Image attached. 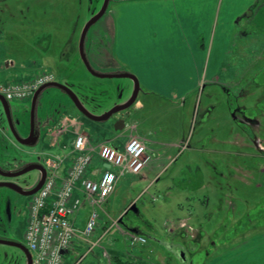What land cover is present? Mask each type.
I'll return each mask as SVG.
<instances>
[{"label": "rangeland", "instance_id": "374dc122", "mask_svg": "<svg viewBox=\"0 0 264 264\" xmlns=\"http://www.w3.org/2000/svg\"><path fill=\"white\" fill-rule=\"evenodd\" d=\"M104 1L0 0V82H25L50 73L54 82L68 87L79 104L93 115L126 101L133 88L129 79L93 77L79 55L80 35L89 20L101 11ZM117 1L109 0L105 14L90 28L85 40L88 60L89 53L94 52L96 57L103 48L107 54L108 59L103 53L102 61L90 63L100 74L121 71L112 51L113 8ZM247 1L225 0L220 19H214L210 28L206 24L202 27L201 47L212 41L206 35L208 28L215 31V40L209 74L203 78L201 72L198 89L178 102L139 91L136 102H142L144 108L135 102L127 111L131 116H125L126 123L139 124L138 132L160 144L152 150L174 159L165 160L163 171L153 183L157 175L154 172L147 180L136 175L124 176L117 182L107 204L97 209L93 235L101 238L94 251L99 258L90 254L79 264H96L100 260L126 264L112 257L110 245L115 242L121 252L133 253L143 259V264H213L222 255L226 264L261 263L256 253L263 244L255 243L264 231V0L261 5L260 0L253 5ZM230 2L237 7L236 12L241 8L239 13L245 6H252L243 18L236 17L230 23L224 35L227 26L222 21L223 13L234 15ZM226 21L229 22L228 17ZM97 32L100 39L95 46ZM10 63L12 66H8ZM30 104V100L9 103L13 117L19 121L16 128L21 137L29 133ZM36 116L37 131L43 137L33 146H22L13 138L0 105L2 170L42 163L43 153L50 151L58 153L49 158H61L70 153V146L63 153L55 149V144L76 134L89 136L96 144L110 141L119 148L127 137H134V130L128 135L127 127L123 133L114 131V119H86L66 95L53 88L42 93ZM54 119L60 122L51 130ZM61 127L64 132L58 137L55 129ZM153 157L157 158V154ZM143 173L142 170L140 174ZM38 177L37 171H31L11 181L27 188ZM29 200L0 188V239H16L17 234L25 245L20 233L25 231ZM132 201L135 211L122 214ZM112 220L117 224H111ZM182 221L187 223L183 229ZM132 229L148 237L149 252L144 254L140 250L143 247L131 245L127 234ZM245 243L248 247L243 252H248L251 260L240 254L230 256ZM78 257L70 264H75ZM25 262L21 250L0 245V264Z\"/></svg>", "mask_w": 264, "mask_h": 264}, {"label": "crops", "instance_id": "0c3cea01", "mask_svg": "<svg viewBox=\"0 0 264 264\" xmlns=\"http://www.w3.org/2000/svg\"><path fill=\"white\" fill-rule=\"evenodd\" d=\"M257 1L258 0H248L247 2L253 5L256 4ZM224 2L225 0H183V2L179 3L178 0L117 1L113 8L115 27L113 32L114 43L112 51L114 62L116 63L118 68L121 69V71L116 73H124L125 70V72L134 75L139 82L140 90L142 89L148 96H152L161 100H171L176 102L183 100L186 95L200 87L202 81L200 79L201 72L203 73V78H206L209 74L208 68L210 59L212 57L215 40V31L213 30L210 32L209 28L211 22H213L214 19H220L222 4ZM230 3L233 4V2ZM219 4L220 7H218ZM252 5H250L249 7L245 6L242 12L239 13L241 11V8L236 12L237 7L233 4L231 12L234 15H232L231 13L227 14L226 11H224L222 21L227 26L224 35L226 31H229L230 23H232L236 17L243 18ZM227 17L229 18V22L226 21ZM204 24L209 26V28L206 30V35H209L212 41L208 42L206 46L201 47L199 36L201 32H203L201 29ZM68 50L70 51L69 46ZM102 51H104V48L102 49ZM102 51L99 55H102L104 53ZM201 51L203 52V56H201ZM103 56L104 58H107L106 53H104ZM103 56H101V58H103ZM8 66H12V63H10ZM2 70H4V68H2ZM31 80L33 79H30L28 81ZM5 83L9 82H0V84ZM136 106L140 107L141 109L144 108L142 102L139 101L136 102ZM127 114V117L131 116V112H127ZM59 122L60 121H57V119H54L50 129L53 130L55 126L57 127ZM132 123L133 122H125V127H123V129L121 130H115L114 127L113 129L114 131L122 132L127 127V129H130V132L127 131L128 135L131 134L132 130H134L133 136L141 139L144 142L147 148V152L152 154L153 156L154 154H157V158L153 157L148 166L143 169V171H145V174L143 173L137 175L142 180H147V177H149L150 174L154 172L157 175L151 181V183H153L158 180L159 174L163 171L162 168L165 160L172 161L174 157L164 155L161 152L159 153L153 151L152 147L159 146L160 144L158 142H152L148 140L145 137L144 133L137 131L139 124L135 123L134 126H132ZM35 131H37V128ZM41 136L42 135L40 134L37 142L40 141ZM61 136L62 134H60L58 137ZM73 138L74 135L71 138H62L61 141H58V143H54L56 145L54 146L55 149L58 148V150L64 153L66 148L70 146ZM88 138L90 139L89 136ZM128 139L129 137H127L125 143ZM91 141L97 142L94 140ZM116 141L117 140H115V142ZM48 144L50 146V142H48ZM114 146L116 145L114 144ZM50 152L48 154L43 153L44 160L42 164H45L44 161L48 159L50 155L58 153L57 150H55L53 153ZM65 156H67L68 158H72L70 153L66 154ZM65 164V168H61L62 175H65L66 170L70 166V162L68 161ZM103 169L104 165L101 163V161L98 158H94L92 169L90 170V173L88 175L91 176L94 170ZM93 178L98 179L99 176L93 175ZM74 197L82 198V194L77 191L74 194ZM153 200L156 199L153 198ZM107 202L108 200L105 204H107ZM133 202L134 201L129 203L124 208L122 214L125 213L127 211V208L130 206L134 209L135 204ZM89 213V207L86 204H83L75 214V216L72 218L74 226L78 230H82L84 228ZM110 222L111 224L116 223L115 220H112ZM181 223L185 224V227L187 226L186 222L182 221ZM133 231V233L139 234L140 236L148 239V237L139 233L137 229H133ZM93 233L90 238H83L81 235H78V237L73 240L70 248L62 253L63 264H70V262L73 261L76 255H79V257L77 258L75 264L81 263L90 254H92L96 258H99L97 253L95 254L94 251L99 247L98 243H100L101 238L95 239V235H93ZM20 236L23 239V231L22 233H20ZM16 237V239L12 238V240L21 243L18 239L19 237L17 236V234ZM256 238L259 239L255 244L261 242L263 244L259 250V254L256 253V258H259L261 260L260 264H262V262H264V231ZM92 245L94 246L93 250H91ZM110 246L111 255L112 257H116L118 259H114L117 262L120 261V263H122L124 261L126 264H141L143 261V259L135 256L133 253L121 252L117 248L116 242L114 244L112 243ZM136 246L143 247L140 250L144 254L146 252H149V249L147 248L148 240L145 244H136ZM247 247V243H245L243 246L239 247L240 251L236 252V249L234 251L235 253L232 251L230 256L234 257V254H240L245 260H251V258H248V252H243ZM102 257L105 258L103 251ZM222 257H224V255L218 256L219 259L213 264H226V258L222 259ZM250 263L251 261H249V263L245 261L242 264ZM96 264H110V262L109 260H107L106 262L100 260ZM238 264L240 263L238 262Z\"/></svg>", "mask_w": 264, "mask_h": 264}, {"label": "built area", "instance_id": "2783aa9c", "mask_svg": "<svg viewBox=\"0 0 264 264\" xmlns=\"http://www.w3.org/2000/svg\"><path fill=\"white\" fill-rule=\"evenodd\" d=\"M52 80L51 74H43L29 82L0 84V95L8 102L24 101ZM63 132L61 127L56 134ZM70 155L72 158L51 156L46 161L48 174L44 185L28 205L24 241L32 255L31 264H62V252L70 248L73 240L78 235L88 238L94 232L97 209L114 192L117 181L126 175H138L152 161L145 144L136 137H130L119 148L110 142L94 144L87 136L76 134L70 144ZM94 158L110 169L94 170L89 176ZM68 161L70 166L62 175L61 168ZM77 191L82 198L74 197ZM83 204L90 213L84 228L78 230L72 218ZM129 237L132 243H146L144 237L132 234Z\"/></svg>", "mask_w": 264, "mask_h": 264}, {"label": "water", "instance_id": "95a60500", "mask_svg": "<svg viewBox=\"0 0 264 264\" xmlns=\"http://www.w3.org/2000/svg\"><path fill=\"white\" fill-rule=\"evenodd\" d=\"M108 4H109V0H105L101 11L97 15H95L92 19H90L89 22L85 25V27H84L81 35H80V38H79V44H78L79 55H80V59H81L82 63L84 64L86 70L93 77H96L99 79H120V78L129 79L133 85L131 96L128 97L126 101L122 102L120 105L113 107L109 111L104 112L100 115H93V114H90L89 112H87L79 104L77 97L68 87H66L62 84H59L57 82L47 83V84L41 86L35 92L32 100H31V104H30V106H31V108H30V129H29V133H28L27 137H21L19 135V132L17 131V128H16V126H18V124H19V121H18V119L15 120V118L13 117L9 103L2 96H0V105L2 107L3 113H4L5 118L7 120L9 130H10L13 138L15 139V141L18 144H20L22 146H33L37 142L39 135H40L39 131H35V128H34V118H35V114H36L37 102H38L41 94L49 88L56 89L59 92H61L62 94L66 95L69 98V100L72 102V105L74 107H76V109L88 120H91L93 122H106L110 119L116 118L119 120L115 123L114 129L115 130L123 129V127H124L123 118L125 115H127V111L135 104V102L137 100V96H138L139 91H140L139 82H138L137 78L130 73L100 74V73L95 72L92 69L89 61L87 60L85 50H84L85 40H86V37H87V34H88L90 28L103 17V15L105 14V12L107 10ZM105 168L109 169L110 166L105 165ZM15 170H11V169L2 170L0 168V176H2L4 178L3 181H0V188H6L8 190L14 191L18 195L23 196V197H30V196L36 194L40 190V188L42 187L44 180L46 178V170H45L44 166H42L41 164H38V163H33V164H28L27 166H25L24 168H22L18 171H15ZM31 171H37L39 173L38 180L34 185L27 187V188H21V187H18L16 184H14L11 181L12 178L20 177L22 175H25V174L31 172ZM7 211H9V207H7ZM130 231L134 232L133 229ZM0 245L11 246V247H15V248L21 250V252L23 253V255L26 259L25 264H31V261H32L31 260V254L28 251V249L24 245H22L21 243H18L16 241H12V240H7V239H0ZM181 257H183V255H181Z\"/></svg>", "mask_w": 264, "mask_h": 264}, {"label": "flooded vegetation", "instance_id": "af4514ba", "mask_svg": "<svg viewBox=\"0 0 264 264\" xmlns=\"http://www.w3.org/2000/svg\"><path fill=\"white\" fill-rule=\"evenodd\" d=\"M97 34H98V32L96 33L95 46L97 45L96 44V40L100 39V35L98 36ZM89 57H90L89 61L91 63H98V62L102 61V59H103V58H101V55H99V54L95 57V53L94 52L93 53H89ZM106 59H108V58H106ZM34 128H35V130L37 128V116H35V118H34Z\"/></svg>", "mask_w": 264, "mask_h": 264}, {"label": "snow or ice", "instance_id": "6c2138e0", "mask_svg": "<svg viewBox=\"0 0 264 264\" xmlns=\"http://www.w3.org/2000/svg\"><path fill=\"white\" fill-rule=\"evenodd\" d=\"M179 2H183V0H178V3H179ZM262 264H264V262H262Z\"/></svg>", "mask_w": 264, "mask_h": 264}, {"label": "trees", "instance_id": "16d2710c", "mask_svg": "<svg viewBox=\"0 0 264 264\" xmlns=\"http://www.w3.org/2000/svg\"><path fill=\"white\" fill-rule=\"evenodd\" d=\"M262 0H260V4H261Z\"/></svg>", "mask_w": 264, "mask_h": 264}]
</instances>
